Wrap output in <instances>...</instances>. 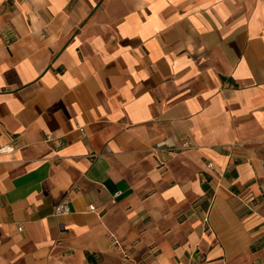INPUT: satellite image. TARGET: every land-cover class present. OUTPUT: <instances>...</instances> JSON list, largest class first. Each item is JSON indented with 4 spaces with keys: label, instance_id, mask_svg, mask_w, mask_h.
Listing matches in <instances>:
<instances>
[{
    "label": "crops",
    "instance_id": "1",
    "mask_svg": "<svg viewBox=\"0 0 264 264\" xmlns=\"http://www.w3.org/2000/svg\"><path fill=\"white\" fill-rule=\"evenodd\" d=\"M0 264H264V0H0Z\"/></svg>",
    "mask_w": 264,
    "mask_h": 264
},
{
    "label": "built area",
    "instance_id": "2",
    "mask_svg": "<svg viewBox=\"0 0 264 264\" xmlns=\"http://www.w3.org/2000/svg\"><path fill=\"white\" fill-rule=\"evenodd\" d=\"M164 146H166V142H161L159 143L157 146H156V149L159 150V149H162ZM12 150L11 147H4L2 148V151L4 152H10ZM94 210V207H90V211H93ZM69 210L67 208V206L63 205V206H57L54 210V214L56 216H61V215H65V214H68Z\"/></svg>",
    "mask_w": 264,
    "mask_h": 264
}]
</instances>
